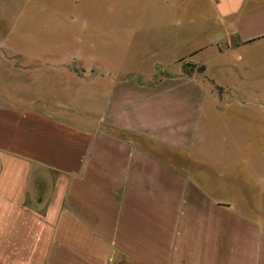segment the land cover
I'll return each mask as SVG.
<instances>
[{
  "label": "crops",
  "instance_id": "1",
  "mask_svg": "<svg viewBox=\"0 0 264 264\" xmlns=\"http://www.w3.org/2000/svg\"><path fill=\"white\" fill-rule=\"evenodd\" d=\"M122 8L137 18H121L120 32L156 58L149 78L123 64L95 66L88 80L65 58L0 50L1 68L8 57L50 58L31 69V97L0 83V264H264V179H249L242 117L179 65L204 39L264 50V0ZM43 77L82 97L43 95Z\"/></svg>",
  "mask_w": 264,
  "mask_h": 264
},
{
  "label": "rangeland",
  "instance_id": "2",
  "mask_svg": "<svg viewBox=\"0 0 264 264\" xmlns=\"http://www.w3.org/2000/svg\"><path fill=\"white\" fill-rule=\"evenodd\" d=\"M126 3L127 0H0V50L7 56L9 51L16 49L36 56L37 53L38 56L52 54L50 58L54 61L65 58L70 61L67 66L72 76H83L86 72L88 80L95 77L91 73L95 66L108 69L123 64L125 69L142 70L149 78L156 58H142L141 53L148 51L145 44L129 38L119 29L121 18H137L136 11L122 8ZM196 45L202 50L198 55L179 61L184 75H198L208 99L226 100L231 105L221 107L224 114L242 117L246 128L242 129L245 136L239 142L248 150L249 179L256 175L264 179V50H227L226 46L216 47L210 39L196 42ZM50 58L36 62L35 58L26 55L15 59L8 57L3 65L5 68L0 67V83L6 93L18 94L24 99L31 97L33 88L37 87L28 77L31 69L48 65ZM162 60L169 62L172 59L164 57ZM14 61L25 69L24 74L11 71ZM256 65L261 69L257 70ZM161 76L164 74L158 75ZM42 81L49 83L45 91L40 88L45 96L82 97L77 92L78 87L72 93L61 94L62 89L52 80L43 77ZM95 89V86H89L87 91L94 95ZM20 93H24L23 96ZM232 120L231 134L235 133L234 126L237 125ZM220 140L217 138L215 144ZM230 141L227 145L235 144L234 138ZM250 164L258 166L251 167ZM256 192L249 184L246 193Z\"/></svg>",
  "mask_w": 264,
  "mask_h": 264
}]
</instances>
